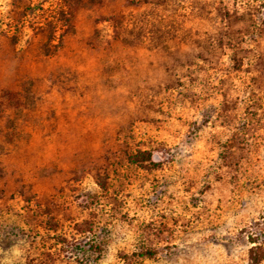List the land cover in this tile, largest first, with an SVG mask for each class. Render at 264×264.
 I'll return each instance as SVG.
<instances>
[{
  "label": "rangeland",
  "instance_id": "obj_1",
  "mask_svg": "<svg viewBox=\"0 0 264 264\" xmlns=\"http://www.w3.org/2000/svg\"><path fill=\"white\" fill-rule=\"evenodd\" d=\"M0 264H264V0H0Z\"/></svg>",
  "mask_w": 264,
  "mask_h": 264
},
{
  "label": "trees",
  "instance_id": "obj_2",
  "mask_svg": "<svg viewBox=\"0 0 264 264\" xmlns=\"http://www.w3.org/2000/svg\"><path fill=\"white\" fill-rule=\"evenodd\" d=\"M128 159L131 162H134V163L139 164V165H145L144 164L145 162H148L151 165H155V164H153V162H151L150 152L145 151V150H141V151L137 150L134 154L130 155L128 157Z\"/></svg>",
  "mask_w": 264,
  "mask_h": 264
}]
</instances>
